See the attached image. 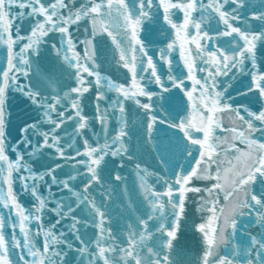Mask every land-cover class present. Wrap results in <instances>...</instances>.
I'll list each match as a JSON object with an SVG mask.
<instances>
[{"label": "snow or ice", "instance_id": "snow-or-ice-1", "mask_svg": "<svg viewBox=\"0 0 264 264\" xmlns=\"http://www.w3.org/2000/svg\"><path fill=\"white\" fill-rule=\"evenodd\" d=\"M0 264H264V0H0Z\"/></svg>", "mask_w": 264, "mask_h": 264}]
</instances>
